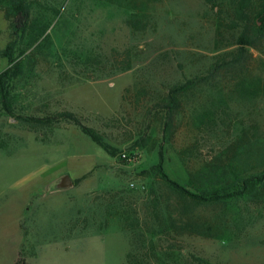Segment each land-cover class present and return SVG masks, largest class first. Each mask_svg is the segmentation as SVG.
Listing matches in <instances>:
<instances>
[{"label":"rangeland","instance_id":"374dc122","mask_svg":"<svg viewBox=\"0 0 264 264\" xmlns=\"http://www.w3.org/2000/svg\"><path fill=\"white\" fill-rule=\"evenodd\" d=\"M218 1L227 12L230 0ZM26 8L31 27L45 29L36 41L31 28L15 31L11 3L0 0V264H264V189L196 207L193 219L214 237L180 235L167 210L178 218L180 203L151 171L167 114L156 104L235 52L237 33L218 28V9L203 0H26ZM111 49L129 50L131 69L94 73L85 53ZM250 52L245 69L220 70L180 99L174 141L162 148L163 171L179 185L228 184L233 174H220L228 165L240 178L264 172V56ZM240 79L258 94L239 95ZM141 137L145 147H132Z\"/></svg>","mask_w":264,"mask_h":264},{"label":"trees","instance_id":"16d2710c","mask_svg":"<svg viewBox=\"0 0 264 264\" xmlns=\"http://www.w3.org/2000/svg\"><path fill=\"white\" fill-rule=\"evenodd\" d=\"M205 3L212 5L217 10L218 14V28H226L227 31H233L236 34L234 45L236 46L235 52L222 55V57L213 63L209 69V76H197L192 80L180 82L172 85L168 90V97L163 98L160 104H156L159 108H162L167 112L165 117H162L161 133L162 138L159 144L158 157L159 161L156 165L152 166L151 171L155 173L161 184L165 186V193L168 196H173L180 203L178 209V218L171 215L174 210L171 211V206L167 208L168 212V229L174 230L180 235H198L206 238L214 237L213 226L207 223H197L192 217V211L196 207L223 204L227 206L234 198L242 197L245 199H251L261 193H256L259 189H264V172L259 176H251L248 178H240L234 176L231 166H225L221 170V175L233 174V180L228 184H223L220 187L201 188L197 186L185 187L181 186L175 181L168 178L163 171V154L162 148L164 144L174 141L177 127L174 114H177L182 109L181 98L185 97L187 92L193 89L195 86L206 84L210 79L215 78V74L220 70L230 69H245L246 60L249 57H253V53L250 51H259L264 56V0H230L227 12H225L222 3L218 0H203ZM11 3V15L13 17V26L15 31L22 34L28 33L29 28L32 30L33 40L36 41L45 32L44 28L33 29L30 25V13L26 8V0H8ZM228 21V23L226 22ZM126 24L128 27L136 30H143V21L141 19H127ZM264 49V48H263ZM89 50L85 53V59L91 66L94 73L101 75L102 69L108 66L109 73L125 72L132 67V57L129 50L119 52L116 49H111L109 55L98 52H91ZM231 56L230 58H228ZM96 70H98L96 72ZM109 74V75H110ZM245 82H241V79L236 82L235 87L238 89L239 95H247L252 91V95L256 96L259 92V85H255V90H250L245 86ZM67 117L71 119L74 124L80 127L81 132L86 135L95 145L108 153L111 157H116L118 149L110 146L105 140L100 137L92 128H88L82 125L72 114H60L59 118ZM35 121V120H34ZM36 122V121H35ZM201 124V123H199ZM198 126V123L196 124ZM199 127V126H198ZM3 145V144H2ZM134 148H144V138H139L132 145ZM124 155V157H123ZM119 160L122 163H127L131 159L132 154L129 156L126 154H119ZM215 172V171H213ZM149 173V172H148ZM261 192V191H260ZM257 196V197H259ZM199 263L208 264L200 258H195Z\"/></svg>","mask_w":264,"mask_h":264},{"label":"built area","instance_id":"2783aa9c","mask_svg":"<svg viewBox=\"0 0 264 264\" xmlns=\"http://www.w3.org/2000/svg\"><path fill=\"white\" fill-rule=\"evenodd\" d=\"M123 157H124V155H123Z\"/></svg>","mask_w":264,"mask_h":264}]
</instances>
